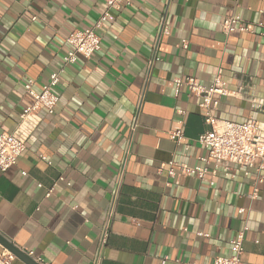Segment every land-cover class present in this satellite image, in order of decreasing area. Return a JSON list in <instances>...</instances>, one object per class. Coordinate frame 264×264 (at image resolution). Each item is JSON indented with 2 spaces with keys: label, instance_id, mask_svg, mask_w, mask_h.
Instances as JSON below:
<instances>
[{
  "label": "crops",
  "instance_id": "obj_1",
  "mask_svg": "<svg viewBox=\"0 0 264 264\" xmlns=\"http://www.w3.org/2000/svg\"><path fill=\"white\" fill-rule=\"evenodd\" d=\"M106 10L101 0H0V135L32 105L28 81L41 92L64 67L67 37ZM234 14L251 33H224ZM111 16L96 31L100 51L78 57L53 88L55 114L39 113L26 151L0 171V235L46 264H93L113 209L101 264H213L232 255L246 224L242 263L264 264V183L251 199L254 171L232 179L210 167L203 181L160 171L172 161L202 167L208 154L197 141L210 129L201 99L186 86L177 93L176 79L209 88L222 69L233 94L215 95L212 115L264 124V0H133ZM179 130L181 144L170 136Z\"/></svg>",
  "mask_w": 264,
  "mask_h": 264
},
{
  "label": "built area",
  "instance_id": "obj_2",
  "mask_svg": "<svg viewBox=\"0 0 264 264\" xmlns=\"http://www.w3.org/2000/svg\"><path fill=\"white\" fill-rule=\"evenodd\" d=\"M101 1L106 5L107 10L98 23L83 31L76 30L67 37L66 42L70 45L71 50L64 59V67L50 76L49 83L41 92H37L34 89V82L31 80L25 85V91L33 99V103L22 112L20 124L14 133H3L0 135V171L2 173L13 168L26 151L28 141L33 139V133L41 125L39 113L45 111L48 115L55 114L59 98L53 92V88L59 84L65 68L75 64L78 57L90 60L95 53L99 52L101 49V37L97 34V29L101 28L105 22L112 18L111 11H120L123 7L130 6L133 2V0ZM33 20H36V18ZM260 28L259 34L264 38V25H260ZM223 31L226 35L237 31L242 33L252 32L240 16L236 14L224 21ZM161 34H169V30L163 24L161 25ZM188 44V41H183L182 47L187 49ZM222 74L223 70L219 69L215 81L209 88L200 85L197 80L191 78L175 80L177 93L182 87L186 86L190 95L201 99L200 106L205 110V122L210 129L203 133L197 141L207 150L208 154L200 159L203 163L202 167H189L188 165L172 161L167 165H162L160 171L166 170L171 178L195 176L201 181L208 176L210 167H213L212 174L214 176L222 168L225 176L232 179L236 178V169L242 170L245 178H248L251 172L254 171L256 178L253 183L254 192L251 195V199H256L258 185L264 183V124L254 119L245 123L222 121L212 115V111L218 105V102L214 100V96H230L233 94L227 89L226 82L222 80ZM143 100L144 93L141 95L138 112L131 124L132 134L137 131L139 126V113ZM170 136L177 144H181L184 140V134L181 130L171 133ZM129 153L130 151H127V155ZM41 159L45 161L46 157L41 156ZM64 181V178L59 179V182ZM239 213L243 214L244 210H240ZM113 217L114 210L111 209L101 231L100 252L93 264H101L103 260V249L108 244ZM248 231L249 227L246 224L231 242L232 255L228 258L218 257L213 264H243L244 242ZM25 254L37 264H46L41 257H36L33 252L25 251ZM15 260L16 257L7 250L0 253V264H12ZM162 264H166V259Z\"/></svg>",
  "mask_w": 264,
  "mask_h": 264
},
{
  "label": "water",
  "instance_id": "obj_3",
  "mask_svg": "<svg viewBox=\"0 0 264 264\" xmlns=\"http://www.w3.org/2000/svg\"><path fill=\"white\" fill-rule=\"evenodd\" d=\"M0 244L9 252H11L16 258L20 259L26 264H37L31 258H29L25 253L17 249L9 241H7L2 235H0Z\"/></svg>",
  "mask_w": 264,
  "mask_h": 264
}]
</instances>
